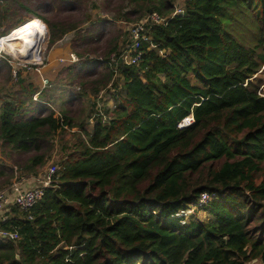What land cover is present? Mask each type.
<instances>
[{
  "label": "trees",
  "instance_id": "trees-1",
  "mask_svg": "<svg viewBox=\"0 0 264 264\" xmlns=\"http://www.w3.org/2000/svg\"><path fill=\"white\" fill-rule=\"evenodd\" d=\"M130 1L136 8L126 19L144 10L168 16L176 0ZM178 1L185 14L150 27L140 63L120 69L124 94L103 110L107 120L97 118L91 133L78 126L32 219L13 207L0 223L19 235L16 243L0 238V264H264V98L260 80H248L264 65V0ZM237 8L258 25L251 48L223 29L228 10ZM34 18L46 24L35 15L16 22L32 21L16 31L29 28L26 41L46 36ZM74 30L49 25L45 50L48 40L53 46ZM108 58L96 62L105 71L95 94L114 74ZM21 74L18 90L0 105V144L28 156L23 166L0 160V187L7 189L34 176L57 134L75 128L67 111L56 115L34 101L37 89ZM33 102L41 106L29 109ZM190 115L193 124L178 128ZM202 193L212 197L202 210L207 219L181 225L171 217Z\"/></svg>",
  "mask_w": 264,
  "mask_h": 264
},
{
  "label": "rangeland",
  "instance_id": "rangeland-1",
  "mask_svg": "<svg viewBox=\"0 0 264 264\" xmlns=\"http://www.w3.org/2000/svg\"><path fill=\"white\" fill-rule=\"evenodd\" d=\"M175 4H182V2L176 0L174 1ZM2 6L3 2L0 0L1 12ZM135 8L136 6L130 0H81L77 4H65L60 0H4V13L2 14L5 16V26H7V17L9 16L11 27L9 28L8 26V29L1 31V34H5L16 27L18 20H25L33 15L46 20V24L43 22L44 25L37 18H34L44 25L48 33L49 25L75 26L74 31L66 33L53 46H49L48 40L46 50L44 44L47 39H45L46 42L43 44L45 58L43 70L51 85L42 91L43 98H39V100L49 104L56 115L67 111L72 117L71 122L75 128L57 134L49 161L37 171L35 177L52 165L60 166L66 158L68 150L78 138L77 133L80 124L84 126L85 130H90L89 120L95 112L96 105L94 104L97 103L98 98H100L104 106L102 110H105L106 106L114 109L117 99L124 94L122 89L123 81L119 72L114 73L110 83L106 87H100V91L97 94L92 92V88L95 80L100 81V72L105 71L101 67H96V62L104 61L110 56L109 54L117 52L116 50L119 49L123 40L127 37V28L148 12L144 10V12L133 14L126 19L125 15L130 14ZM223 23L225 32L239 40L244 47L251 48L255 45L258 25L251 12L241 8L228 10ZM17 48L19 46L9 49V52L13 50L15 55ZM111 48L113 50L107 54ZM55 49H66L69 53H75L77 62L73 64H61L57 60L54 62L53 53ZM27 54L28 51L18 58L23 59ZM8 60V57L7 60L0 57V105L9 100L13 93L18 90L17 77H12V67L7 62ZM21 79L39 90L40 85L36 76L21 74ZM262 79L263 74L258 75L256 78V80H260V84ZM191 82L194 83L192 79ZM83 84L85 85L84 88ZM33 103L35 104L29 106L31 110L39 107L38 105L41 106L37 102ZM27 158L28 156H19L9 147L0 144V160L5 164L13 167L16 164V166H23ZM16 166L14 170H16ZM18 176L19 174L15 173L13 180H16ZM28 179L24 178L19 184ZM7 185L0 187V190H4ZM8 189L6 188L5 190ZM203 215L202 213H197L196 217L193 216L190 220H202Z\"/></svg>",
  "mask_w": 264,
  "mask_h": 264
},
{
  "label": "built area",
  "instance_id": "built-area-1",
  "mask_svg": "<svg viewBox=\"0 0 264 264\" xmlns=\"http://www.w3.org/2000/svg\"><path fill=\"white\" fill-rule=\"evenodd\" d=\"M185 14L184 5L175 4L173 5V11L168 16H161L158 12H148L144 14L140 20L135 22L133 25L127 28V37L123 40L117 52L110 54L108 61L114 68V73L120 72L121 68L127 66H136L140 63L143 56V44H148L151 42V38L148 35V29L152 26H162L166 27L168 23L176 16H183ZM30 21V20H28ZM30 22H24L23 26L13 29L6 35L0 36V57L7 61L12 67V76L17 77L18 72H25L26 74H31L37 77L40 88L33 95L34 101H39L38 96L40 93L50 87V80L44 74L45 58L44 50L31 57V60H24L14 56L13 53L9 52V47L7 44V39L14 34L17 30L26 26ZM46 29V28H45ZM47 36L48 32L46 30ZM47 39V38H46ZM4 40V41H3ZM46 42V41H45ZM150 49H157L155 45H150ZM159 55H163L164 51H158ZM59 63H76L77 57L74 53L70 52L67 58H60ZM263 74L262 82L258 88V95L264 98V65L258 70V72L253 75L252 78L248 79L252 81L257 78L258 75ZM246 84H244L245 86ZM100 98L96 103L95 112L92 114L91 121H96L97 118H101L103 122L107 120L106 115L102 110V104L100 105ZM192 115L184 118L179 124L178 128H186L193 124ZM60 168L56 165H52L43 171L38 177H35L36 186L30 188H23L19 183L13 184L9 190L0 191V223L6 221L11 215V209L13 207L17 208L24 218L27 220L32 219V211L37 203L42 199L44 195V190L54 184V177L58 175ZM212 197L207 193H202L199 196L198 201L190 206L188 209L180 211L172 215L171 217L177 219L179 224H188L190 218L193 217L197 211L203 212V208H206ZM198 212V213H199ZM0 238L6 239L13 243L19 240V235L15 231L0 230ZM139 264V263H136Z\"/></svg>",
  "mask_w": 264,
  "mask_h": 264
},
{
  "label": "bare ground",
  "instance_id": "bare-ground-1",
  "mask_svg": "<svg viewBox=\"0 0 264 264\" xmlns=\"http://www.w3.org/2000/svg\"><path fill=\"white\" fill-rule=\"evenodd\" d=\"M29 33V28H24L16 33H14L12 36H10L7 39V44L9 49L19 46V48L16 49L15 57H19L20 55H23L26 51H28V60H31L32 54L34 55L39 54L43 51V44L45 42V39L47 38V33L45 37L42 38H35L34 41H26ZM4 41V40H3ZM26 41V42H25ZM25 42V43H24ZM26 44V49L22 48V44ZM26 60V59H24Z\"/></svg>",
  "mask_w": 264,
  "mask_h": 264
},
{
  "label": "crops",
  "instance_id": "crops-1",
  "mask_svg": "<svg viewBox=\"0 0 264 264\" xmlns=\"http://www.w3.org/2000/svg\"><path fill=\"white\" fill-rule=\"evenodd\" d=\"M2 2H3V6H2V12H1V8H0V36L1 35H4V34H1V31H3V30H5V29H8V26H9V28L11 27V24H10V21H9V16L7 17V26H5V19H4V15L2 14V13H4V0H1ZM23 24V23H22ZM20 26V25H19ZM10 31V30H9ZM8 31V32H9ZM6 34V33H5ZM68 54H69V51H67L66 49H64V50H61V49H55L54 50V53H53V58H54V62L57 60H59L60 58H67V56H68ZM59 58V59H58ZM23 75H28V74H26L25 72H21ZM34 76V75H33ZM101 100H102V98H101ZM100 103L102 104V101H100ZM100 104V105H101ZM102 106H103V104H102ZM104 107V106H103ZM106 108H110V106H106ZM92 117V116H91ZM90 117V118H91ZM89 123H90V130H86L88 133H91L92 132V130H93V127L95 126V122L92 120L91 121V119L89 120ZM38 177V176H37ZM32 178V179H31ZM31 178H29L28 180H25L24 182H22L21 183V185L23 186V188H30V187H34V186H36V182H35V175L34 176H32ZM199 213H202V214H204L203 215V218L204 219H207L208 218V215L206 214V213H204V212H199ZM203 218H202V220H203Z\"/></svg>",
  "mask_w": 264,
  "mask_h": 264
}]
</instances>
